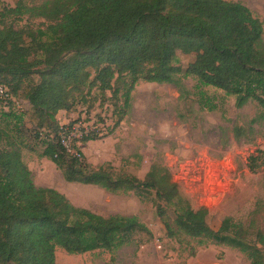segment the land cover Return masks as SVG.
I'll return each mask as SVG.
<instances>
[{"label": "trees", "instance_id": "16d2710c", "mask_svg": "<svg viewBox=\"0 0 264 264\" xmlns=\"http://www.w3.org/2000/svg\"><path fill=\"white\" fill-rule=\"evenodd\" d=\"M9 1L13 5L0 9V86L7 90L0 97V264H56L57 248L68 255L113 253L132 244L136 233L150 234L135 216L115 215L105 225L57 190L37 187L23 151L49 161L68 184L110 194L153 193L167 237L224 245L248 264H264L263 232L253 241L230 217L213 230L207 209H193L164 166L152 164L138 179L106 162L90 163L80 149L112 133L140 81L173 85L185 97L182 80L192 77L202 108H216L202 91L212 87L233 97L237 109L255 103L259 115L251 124L264 120L263 22L244 4L228 0ZM24 18L42 23L19 27ZM178 52L199 58L183 69ZM107 102L117 118L107 135L80 127L68 150L63 138L89 122L80 116L90 117ZM77 111L79 117L66 125L57 119L60 112ZM252 131L232 129L236 141H251ZM255 153L247 159L252 173L264 164V151Z\"/></svg>", "mask_w": 264, "mask_h": 264}, {"label": "rangeland", "instance_id": "374dc122", "mask_svg": "<svg viewBox=\"0 0 264 264\" xmlns=\"http://www.w3.org/2000/svg\"><path fill=\"white\" fill-rule=\"evenodd\" d=\"M37 5L45 0H24ZM244 4L263 22L264 0H228ZM13 5L0 0L2 5ZM42 20L27 21L19 27L38 26ZM264 40V34H263ZM178 64L185 69L199 58V53H177ZM188 94L180 97L173 85L138 82L131 93V107L112 133L92 143L80 146L92 164L106 162L116 173L143 179L150 165L167 168L172 181L193 209L204 207L207 222L218 230L223 219L232 218L248 231V238L255 241V233H264V164L255 172L247 168V159L255 151H264V120L254 124L259 115L255 103L237 109L234 98L212 87H203L206 103L216 108L200 106L196 80L183 78ZM109 95V93L107 94ZM80 111V110H78ZM77 112H60L57 119L63 125L79 117ZM80 127L107 135L116 121L115 109L107 102L96 108L90 117L81 115ZM103 120V125L97 120ZM30 117H26L29 123ZM96 122V126L92 124ZM234 126L248 128L252 139L236 141ZM22 158L31 172L34 184L53 188L63 194L75 207L97 214L108 224L110 217L135 216L147 227L150 234L136 233L134 242L110 253L94 251L82 255H68L55 250L56 264H248L236 249L208 243L198 246L185 238L167 237L165 228L156 215L154 194H110L96 186L65 183L53 165L41 160L37 153L23 151ZM195 249L193 256L189 249Z\"/></svg>", "mask_w": 264, "mask_h": 264}, {"label": "built area", "instance_id": "2783aa9c", "mask_svg": "<svg viewBox=\"0 0 264 264\" xmlns=\"http://www.w3.org/2000/svg\"><path fill=\"white\" fill-rule=\"evenodd\" d=\"M6 93H7V90L6 88L0 86V97L5 95L6 96ZM12 101H15L14 99L11 98ZM73 132L70 134L69 137L67 138H63L62 140V144L69 150V142H70V138L71 137H78L79 136V132L77 130V127H74L73 128Z\"/></svg>", "mask_w": 264, "mask_h": 264}, {"label": "crops", "instance_id": "0c3cea01", "mask_svg": "<svg viewBox=\"0 0 264 264\" xmlns=\"http://www.w3.org/2000/svg\"><path fill=\"white\" fill-rule=\"evenodd\" d=\"M89 143H92V142H88L87 144H89ZM85 155V154H84ZM41 159V158H40ZM41 160H45V159H41ZM47 161V160H46ZM49 162V161H48ZM102 163H104V162H101V163H98V164H102ZM54 167V166H53ZM55 168V167H54ZM60 174V173H59ZM60 176H61V174H60ZM61 179H62V176H61ZM63 180V179H62ZM39 187H42V188H48V187H43V186H41L40 184H39ZM53 189V188H52ZM55 190V189H54Z\"/></svg>", "mask_w": 264, "mask_h": 264}]
</instances>
